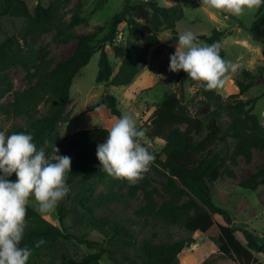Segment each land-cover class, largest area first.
Here are the masks:
<instances>
[{"label":"trees","instance_id":"1","mask_svg":"<svg viewBox=\"0 0 264 264\" xmlns=\"http://www.w3.org/2000/svg\"><path fill=\"white\" fill-rule=\"evenodd\" d=\"M67 4L68 0H53L48 6L37 3L30 12L23 0H0V19L12 17L24 20V26L19 33L6 36L0 43V118L11 121L4 131L6 135L30 133L37 148L43 147L46 155H51L52 145L55 144L60 155L69 156L72 163L71 172L67 174V184L71 189L76 179L84 183L89 178L116 180L101 171L96 157L97 146L107 139L106 128L80 129L68 136L57 138L56 125L69 122L65 109L73 78L98 52L95 82L113 87L129 86L145 67L150 49L159 46L157 33L169 32L176 35V22L184 17V13L177 4L163 7L157 0H123L121 10L106 25H95L91 31L78 34L75 28L87 25V20L80 16L81 3L78 2L70 9H66ZM122 22L127 25V33L124 43L118 44V26ZM52 30L61 42L76 39L72 53L54 68H51L49 61L39 58L31 43L34 37ZM249 32L261 44L264 60V6L257 10ZM223 36L224 32L213 30L209 37L198 38L207 44H221ZM106 44L111 46L113 56L120 61L115 74L105 51ZM220 55L223 57L222 47ZM14 65L23 69L24 79L28 84L19 91L12 90L8 82V70ZM237 72L242 78L235 81L237 94L229 95L223 100L215 90L205 91L200 86L197 95L202 97L203 105L192 114L183 103L182 97L172 93L154 109L149 119V130L145 131L149 143L155 138L164 141L160 152L155 153L151 166L160 168L168 175L169 186L176 194L186 193L195 199L199 209L191 214L190 209L179 206L174 197L157 204L152 191L144 189L143 204L133 214L138 220L150 222L153 227H178L189 233H215V237H211L212 241L224 257L238 264H262L255 254L264 256V242H260L247 227L237 229L231 223L228 213L212 201V191L221 199L223 197L220 192L209 187V184L216 182L223 174L235 181L233 173L228 169V163L233 164L237 155L248 162L253 148L264 153V125L253 113L258 98L239 97L260 76L242 66L237 67ZM177 79L183 83L188 79L187 73L181 70ZM7 95H10V100L5 102L3 99ZM99 106L105 107L116 118L122 114L117 108L116 98L110 94L103 95L92 106V110ZM222 115L227 117L226 127L221 124ZM228 138L237 142L233 152H229L226 147L213 150L219 143L226 144ZM8 179L15 181V174ZM260 185H264V165L238 184L240 188L252 191ZM128 193L131 197L134 192L131 190ZM122 197L113 195L109 198L99 194L94 204L87 207L89 225L108 245L119 244L123 248L136 251L141 264H177L181 251L194 243L190 236L172 241L142 238L137 244L128 227L116 219L93 213L95 207L113 200L118 201ZM63 200L56 208L61 228L49 217L42 216L27 206V227L20 245L32 249L27 264H42L46 255L56 253L60 241L76 240L96 250L78 260L70 258L65 264H100L103 254H115V251H109L98 242L78 239L65 230ZM215 216H220L223 223L217 221ZM237 231L242 235L244 243L235 236ZM41 238L46 243L36 247V242ZM262 239L264 241V229Z\"/></svg>","mask_w":264,"mask_h":264},{"label":"rangeland","instance_id":"2","mask_svg":"<svg viewBox=\"0 0 264 264\" xmlns=\"http://www.w3.org/2000/svg\"><path fill=\"white\" fill-rule=\"evenodd\" d=\"M30 12L37 3L48 6L53 0H23ZM81 3L80 16L87 20V25H79L75 28L76 33L91 31L95 25H106L110 18L119 12L123 0H68L66 9ZM163 7L180 5L184 17L176 22V35L169 32L157 33L159 46L150 49L146 59L145 67L140 71L132 84L129 86H108L105 83L97 84L95 76L99 53H95L89 63L84 66L73 78L69 89V102L65 109L67 123H58L55 127L57 138L68 136L73 132L85 129L102 127L107 130L115 122L116 117L110 115L108 110L99 106L92 110V106L105 95L110 94L116 98L117 108L121 113L131 112L137 119L138 126L149 130V119L154 109L170 94L175 93L182 97L183 103L189 111L194 114L202 104V97L197 95L200 87L198 82L188 78L181 83L177 79L178 72H170V56L176 50L178 34L184 31H192L197 36L209 37L213 30L224 32L221 38L223 58L232 61L236 67L242 66L260 78L243 95L242 99L257 97L253 113L258 117L259 122L264 125V60L261 55V44L256 41L249 32L250 26L255 18L257 10L246 11L242 16H232L219 10L210 9L201 5V0H157ZM68 18V17H67ZM24 26L22 18L4 17L0 19V43L11 34H17ZM127 33V25L122 22L118 26L116 43L123 44ZM31 43L38 53L39 58L50 62L54 68L59 62L66 59L76 45V39L68 42H61L55 36V31L42 33L31 40ZM105 51L113 74L117 71L120 61L113 56L111 46L105 45ZM23 69L14 65L8 70V82L12 90L19 91L28 86L24 79ZM238 72L229 73L223 85L215 91L220 94L223 100L229 95L237 94L236 80H241ZM10 100V95L3 99ZM221 124L226 127L227 117L221 116ZM206 123V120H204ZM11 124V121H3L0 118L2 131ZM245 128L248 127L245 125ZM150 142V140H148ZM155 153H159L164 141L155 138L151 142ZM237 142L228 138L226 144L219 143L213 150H220L224 147L233 152ZM250 161H245L241 156L234 157V163H228V169L233 173L235 181L223 174L216 182L209 184L210 189L220 192L223 198L219 199L216 192L212 191V201L215 205L225 210L231 223L238 229L247 227L255 234L260 242L264 229V185L258 186L255 190L243 189L238 186L239 182L248 178L256 170L264 165V153L260 149L251 150ZM148 189L153 193L157 204L169 197H174L179 206H187L191 214L199 209L195 199L186 193H175L169 186L168 175L156 166H151L150 171L145 173L142 180L135 185H129L125 180L115 181L89 178L85 183L76 179L72 184L70 193L63 200L64 228L71 235L78 239H86L100 243L109 251L115 254H103L100 264H141L137 252L133 249L121 247L119 244L108 245L106 240L96 232L87 222V207L93 205L98 195L111 197L113 195L123 196L120 200L106 202L95 207L93 213L97 216H108L118 220L122 225L128 227L135 236L137 244L142 238H153L154 241H172L180 238L191 237L194 239L189 247L184 248L177 257V264H238L236 261L224 257L217 249L211 237L215 233L203 234L199 231L189 233L178 227H153L150 222L138 220L133 212L143 204V190ZM133 190L130 197L128 192ZM217 195V196H216ZM27 206L36 210L37 204L34 198L29 199ZM37 211V210H36ZM38 212V211H37ZM39 213V212H38ZM61 228L57 210L44 215ZM217 221L223 223L220 216H215ZM156 234L157 236H153ZM235 236L244 243L242 235L237 231ZM96 250L90 249L85 244L76 240L60 241L55 254L46 255L42 264H65L68 259H81L87 254ZM257 260L264 264V256L255 254Z\"/></svg>","mask_w":264,"mask_h":264},{"label":"clouds","instance_id":"3","mask_svg":"<svg viewBox=\"0 0 264 264\" xmlns=\"http://www.w3.org/2000/svg\"><path fill=\"white\" fill-rule=\"evenodd\" d=\"M201 5L239 17L264 6V0H201ZM177 37L176 50L169 58L170 72L182 70L205 91H211L223 87L227 75L237 71L232 61L221 57L219 42L207 44L190 30ZM59 151L54 144L51 155H46L30 133L6 135L0 131V264H27L32 255V249L20 246L29 199L34 198L36 210L44 216L54 212L69 194L67 174L72 161ZM96 157L101 171L135 185L150 171L155 150L135 115L124 112L108 129L106 141L97 146ZM13 174L15 181L8 179ZM45 243L41 238L35 246Z\"/></svg>","mask_w":264,"mask_h":264}]
</instances>
